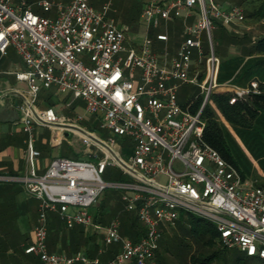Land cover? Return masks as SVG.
<instances>
[{
    "label": "built area",
    "instance_id": "built-area-1",
    "mask_svg": "<svg viewBox=\"0 0 264 264\" xmlns=\"http://www.w3.org/2000/svg\"><path fill=\"white\" fill-rule=\"evenodd\" d=\"M37 3L45 12L56 9V17L35 12L34 3L27 0H0V52L7 54L14 47L27 66L13 74L29 88V97L18 105L28 132L29 170L20 177L0 176V181L20 182L40 202L34 241L25 252L38 256L43 264H147L159 249L162 229L175 225L183 213H191L214 222L225 247H237L264 260V187L244 180L203 140V108L210 95L225 86L218 81L221 58L215 52L212 31L219 23L244 22L243 8L224 7L215 0H142L140 21L147 28L137 48L126 44L127 34L115 18L89 0ZM192 16L195 19L189 23ZM177 18L184 21V39L175 55L169 56L166 50L160 61L151 28H159L162 22L167 28ZM157 39L168 41L167 32L157 34ZM88 56L92 65L84 59ZM182 83L202 89L204 100L197 112L179 103ZM53 86L59 93L70 92L74 99H82L85 112L63 115L52 106L38 108L41 88ZM244 92L248 91L238 94ZM87 115L96 116L100 127L111 134L104 138L89 130L82 124ZM37 124L54 132H76L84 143L97 146L102 156L57 157L40 174L36 170L41 156L36 147ZM117 136L132 138V146H117ZM52 141L62 143L58 137ZM109 165L121 168L131 180H104ZM160 175L167 181H159ZM108 188L121 189L126 208L136 209L146 228L140 239L122 235L119 216L107 225L95 220L90 208ZM49 211L58 213L69 229L77 225L103 229L105 244L120 243L121 251L108 262L91 258L85 249L71 256L50 252Z\"/></svg>",
    "mask_w": 264,
    "mask_h": 264
},
{
    "label": "crops",
    "instance_id": "crops-1",
    "mask_svg": "<svg viewBox=\"0 0 264 264\" xmlns=\"http://www.w3.org/2000/svg\"><path fill=\"white\" fill-rule=\"evenodd\" d=\"M194 19L195 16L190 17L188 19L189 23H192ZM172 22L175 23L176 27L184 29L182 18L174 19ZM163 27L164 29L159 27L150 31V35L153 36V47L157 49L159 55L167 50L173 56L176 54L180 42L177 38H172L168 30V23L167 28L166 23ZM163 32H167L168 41L157 39V34ZM204 48L208 51V43L207 45L204 44ZM194 59H197V54H195ZM26 69V64L14 47H9L7 54L0 52V105H10L8 112L0 113V176L20 177L28 173L29 170L25 156L28 132L20 119L22 113L18 109V105L29 97V88L27 82L18 81L13 74V71ZM76 100L70 92L59 93L54 86L51 88L42 87L39 92L37 106L40 109L52 106L59 114L70 115L64 111L69 107H73ZM15 109L19 111L20 118H16ZM35 133L36 147L41 151V156L36 162V170L42 174L47 170L50 162L59 157L47 154L48 148L62 144L67 136L73 132L68 129H60L54 132L49 126L37 124ZM54 137L61 138L62 143L55 145L52 141ZM123 202V212H131L137 215L135 208L127 209L125 201ZM39 204V200L29 195L20 182L0 181V264L26 263L28 256L24 251L34 241V226L38 217ZM97 204L98 202L92 207ZM114 205L115 203L112 202L106 207V210L101 213H99V210L97 220H95L102 225H107L114 217L119 216L121 218L120 213L114 214L111 212ZM93 215L95 217L94 213ZM48 229L47 248L50 252H60L71 256L85 249L91 258L99 257L102 262H108L122 248L120 243L106 245L104 233L99 231L81 225H77L72 229L67 228L59 215L49 217ZM121 233L124 237H127L123 234L122 227ZM148 264H152V262Z\"/></svg>",
    "mask_w": 264,
    "mask_h": 264
},
{
    "label": "trees",
    "instance_id": "trees-1",
    "mask_svg": "<svg viewBox=\"0 0 264 264\" xmlns=\"http://www.w3.org/2000/svg\"><path fill=\"white\" fill-rule=\"evenodd\" d=\"M237 1L245 10L247 22L250 20L264 23V0ZM220 27L223 30L222 39L227 38L230 43L237 47L242 46L243 49L229 54L223 45L219 46V49L214 45L216 54L221 58L218 81L220 84H230L247 90L250 101L240 96L237 91L213 92L202 111V117L206 122L203 140L219 151L227 162L235 166L244 180L264 187V31L252 40L248 35L239 36L228 32L226 29L228 26L221 23H219ZM202 68L204 69V64ZM253 83H256V86ZM233 98L235 100L231 102ZM203 100L204 96L199 95L183 105L186 108L189 106L190 111L197 112ZM90 127L89 130L95 132L96 127ZM119 181H125V179L121 178ZM113 190L123 192L121 189ZM120 197V200H112L109 203H115L111 212L120 213L123 234L136 241L145 235L146 228L137 215L123 212L122 193ZM109 204L103 202L99 208L92 210L95 219L98 211L100 210L99 213H101L106 210ZM199 227L200 224L196 223L191 226V229L198 231ZM201 241L204 242L203 244H208V241L202 239ZM220 244L223 251L228 249L222 245L221 241ZM159 250L160 248L151 261L159 257ZM24 253L28 256L25 264H43L39 257L27 254L25 251ZM246 256L252 258L247 254ZM258 260L264 262L260 258ZM192 264H212L211 257L193 256ZM236 264H251V262L238 259Z\"/></svg>",
    "mask_w": 264,
    "mask_h": 264
},
{
    "label": "rangeland",
    "instance_id": "rangeland-1",
    "mask_svg": "<svg viewBox=\"0 0 264 264\" xmlns=\"http://www.w3.org/2000/svg\"><path fill=\"white\" fill-rule=\"evenodd\" d=\"M27 1L34 3L33 9L35 12L52 18L56 17V9L50 12H45L37 3L39 0ZM53 1L65 2L67 4L71 0ZM215 1L224 7H228L230 4L240 6L237 0ZM89 3L97 10L106 11L109 16L115 18L118 26L126 31L128 37L126 44L128 46L134 45L139 48L143 44L147 27L140 21V10L142 7L141 0H89ZM172 21H174V19H171L168 22V30L171 33L172 38H177L181 43L185 36L184 29L176 27L175 23ZM163 25L164 23L162 22L160 26L162 29H164ZM226 29L228 32H233L239 36L248 35V37L254 40L264 31V23L259 21L251 22L250 20L247 22V20H244V22L232 24ZM151 30L153 31L154 28L152 27ZM222 31V27L219 28V25L212 31V37L216 48L219 49V46L221 47L223 45V48L228 51L229 54L239 52L243 49L242 46L237 47L230 43L227 38L222 39ZM151 37L153 38L152 35ZM203 42L206 45L208 43V36L206 33L203 35ZM153 49L155 52L157 51L155 47H153ZM157 54L159 55L158 51ZM162 54L159 55L160 61L164 60ZM123 55L125 57L127 56V53H123ZM168 55L171 56V53L168 52ZM84 59L89 65H92L89 56ZM202 71H204L203 68ZM219 91L239 92L242 91V89H238L232 85H225L220 87ZM199 95H203V93L198 84L182 83L179 90L178 100L180 104H185L190 100H194ZM74 109L75 111L78 110V112L84 113V101L82 99H77L73 103V107H69L64 112L71 115L75 113ZM82 124L88 128H91L90 126H95V132L101 137L107 138L111 134L109 130L100 127V122L94 115H87ZM116 140L117 146L120 147L128 148L133 144L132 138L130 137L117 136ZM96 153L99 154L100 157L102 156L97 146L84 143L82 137L76 132L70 133L62 144L55 147H49L47 150V154L72 159H90L88 158V155ZM124 154H126V152H124ZM92 161L96 162L98 160L94 158ZM103 178L106 181H119L121 178H124L125 181L131 180V177L128 174L118 166L114 165L108 166L103 174ZM158 179L161 182L167 181L166 176L164 175H160ZM113 189L115 188H108V190H106L99 198L98 204L91 207L90 211L92 212V210H95L97 206H100L103 202L109 204L112 200H120L121 193L123 195V192L120 193V191H114ZM51 215H58V213L49 211L48 219ZM196 223L200 224L198 231L191 229V226ZM99 232L104 233V230L100 229ZM201 239L203 241H208V244H203L204 242H202ZM159 248V257H155L152 261L149 260L152 264H192L193 256L201 258L206 255L211 257L212 264H236L238 259L250 261L251 264H264V262L258 260V257L248 258L246 253L237 247L228 248L226 251H223L220 244V236L214 222L191 213H184V217L178 220L175 225L167 226L162 229V238L159 242Z\"/></svg>",
    "mask_w": 264,
    "mask_h": 264
},
{
    "label": "water",
    "instance_id": "water-1",
    "mask_svg": "<svg viewBox=\"0 0 264 264\" xmlns=\"http://www.w3.org/2000/svg\"><path fill=\"white\" fill-rule=\"evenodd\" d=\"M242 96L250 101V97H249V93L248 92H244L242 94ZM9 108H10V105H4V106L0 105V113H3L5 111L8 112ZM15 115H16V118H20V113L16 109H15Z\"/></svg>",
    "mask_w": 264,
    "mask_h": 264
}]
</instances>
